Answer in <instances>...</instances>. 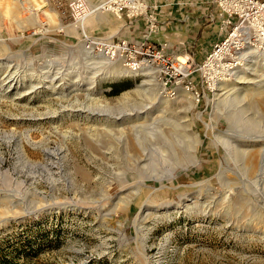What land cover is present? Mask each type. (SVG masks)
<instances>
[{
	"label": "rangeland",
	"instance_id": "obj_1",
	"mask_svg": "<svg viewBox=\"0 0 264 264\" xmlns=\"http://www.w3.org/2000/svg\"><path fill=\"white\" fill-rule=\"evenodd\" d=\"M24 1L27 7L42 6L37 11L39 23L34 22L32 12L24 9L20 0H0V59L6 63L0 71V254L14 259L16 264H264V183L257 187L243 178L237 183L234 172H240L239 168L223 146L212 142L214 130L239 131L247 127L239 118L238 127H232L220 115L214 96L216 86L206 82V97L200 102L189 94L193 99L191 109H187L188 93L182 88L171 99L155 81L143 87L153 89L144 96L168 102V107H161L159 116L175 120L187 116L202 137L196 166L178 167L171 177L159 182L150 179L153 173L137 167L124 153L126 139L118 136L119 127L107 134L103 117L78 108L62 111L59 102L64 90L58 88L52 93V89L42 88L30 97H21L32 89V76L41 75L40 70L46 68L52 56L65 67L76 66L77 74L92 76L86 74L88 65L81 67V49H68L67 45L41 48L51 46L44 36L52 35L60 26L69 23L80 32H89V19L104 13H94L75 23L70 10L73 0ZM97 2L89 0L92 7ZM7 6L10 11L6 13ZM108 14L112 13H105ZM81 39L82 34L70 45H79ZM211 52L212 49L196 63L202 65ZM263 53L253 52L250 58L248 74L255 81L263 72ZM245 63L243 60L236 73L245 70ZM113 66L120 69L123 64ZM12 67H18L21 76L11 92L3 83L14 71H10ZM236 73L225 81L236 82ZM198 76L196 72L194 78ZM93 79L88 85L93 86L89 91L93 100L115 102L125 93L135 95L138 86L151 77L138 74ZM87 92L80 93V101L86 100ZM235 96L240 97L236 107L241 105L238 109L252 116L245 110L251 107L254 97L244 90ZM48 102L50 110L57 113L39 117L48 111ZM212 114L221 117L216 126L208 127ZM125 128L129 129L128 125ZM243 132L264 135V117L258 116L256 123ZM221 170L230 178L227 185L218 176ZM133 186L140 187L134 198L130 190L124 191V187ZM16 190L26 196L23 201L21 197L16 199ZM126 201L130 203L128 208ZM146 201L151 208L143 211Z\"/></svg>",
	"mask_w": 264,
	"mask_h": 264
},
{
	"label": "bare ground",
	"instance_id": "obj_2",
	"mask_svg": "<svg viewBox=\"0 0 264 264\" xmlns=\"http://www.w3.org/2000/svg\"><path fill=\"white\" fill-rule=\"evenodd\" d=\"M20 1L24 9H29L32 12V15L34 17V22L39 23V17H38L37 11L42 6L38 4V6L31 5L27 7L25 5L26 3L24 0H20ZM94 6L95 5H93V10L95 11ZM8 10L10 11L9 6L6 7L5 12L7 13ZM94 13H98V12L95 11ZM2 40L3 39L0 36V42H2ZM251 50L252 49H249V51L246 54L247 56L245 57L243 56L244 60L246 61L245 68H244L245 70L239 73L238 72L236 73V70H233L231 73V76L234 73H236L234 77L236 82L231 83L223 79L221 82L217 83L216 88H215L216 92L214 96L216 97L215 98L216 106L218 108L220 107L219 113L222 117H225L227 120H229L230 125L232 127L237 126L238 118L240 120L243 119L246 123V126L249 127L251 124L256 123V118L258 116L264 117V67L262 70L260 69L263 72L261 73L259 80L256 79L257 81H255L254 79L255 77L253 78L248 74V71L251 69L248 66L250 65V58L252 57L253 52L255 54H260L259 49H256L258 51H251ZM87 55L88 56L86 58L88 59L89 63H88V70H86V74L89 73V74H92V76L87 77V76H82L81 74H77L78 71H77L76 66L75 67L68 66L69 68H63L60 64L49 63L45 68L46 70L45 69L40 70L41 75L38 74V75L32 76L33 77L32 81H34V85H32L31 87L32 89L24 93L21 97H25L26 95L29 96L39 91V89H42V88L52 89V93H55L56 89L58 88L64 90L65 94L64 92L62 93L64 94V96L60 98V102H59V105L62 111H68V110H73L75 108H78V110L85 111L91 115L103 117L104 120L107 121V124L103 127L104 128L103 130L105 133L107 132L112 133L113 132L112 129L114 127L116 128L119 127L117 130L118 132H120V133H117L118 136H120V139H123V140L126 139L124 143L122 141V143L124 144V153H126V155L130 157L131 160L135 161V165L137 167H139L140 169L146 172L151 171L153 175L150 176V179H153L157 182L162 181L168 177H171L174 174V172L177 170L176 168L178 167L187 169L191 166H196L199 162V156L197 154L198 145L202 143V137L200 134H197L194 130L195 122H192L190 119H188L186 115H185L186 117L184 120H175V119H172V117H161L158 115L160 112H163V110L161 111V107L163 105H167L168 107V102L166 101L162 102V100L155 101L153 100V98L144 96V94L147 93L149 90H153L149 87L146 89H143L144 86H149V85L151 86V82L153 81V78L150 76L151 70L146 69L143 72H141L143 74H146L148 77H151V79L144 81L142 85L138 86L137 91H135L136 92L135 95L132 93H125L122 97L118 98L117 101L115 102L94 101L93 97H91L92 95H90L91 93L89 92L91 89H93V86L88 88L89 83L90 82L93 83L95 81L93 78H97L98 76H103V78H107V77L110 78L111 76H122V75L137 76L138 72H134L126 68L124 65H123L124 68L122 67L120 69L113 66L115 64V61H112L109 57L105 55L103 56H95L92 54H87ZM181 59L184 60L186 58L185 56H182ZM5 64L6 63L2 61V59H0V71H1V68L5 67ZM110 66H112V68L108 69L107 67H110ZM10 71L11 72L13 71V72L12 74L10 73L11 75L5 78V82L3 83V86L4 85L7 86L8 91L12 92L15 89L14 85H16V83H18L19 81L18 79L21 76V71L18 67L16 69L12 67ZM228 79L229 78H227V80ZM239 84H244V86L240 87L238 86ZM84 90L88 91L86 95L84 94V96L86 97V100L80 101L79 99L80 93L83 92ZM240 90L241 91L244 90L251 97H254L251 107L249 109H246L245 107L246 109L245 112L251 113L252 116L248 115L249 117H247V115H245L244 112H241L240 109H238L241 105L238 106V108L236 107V105H238L237 103L239 102L238 99L240 97L239 96L233 97V96L236 95L238 91L240 92ZM1 97H0V100H1ZM63 98L66 99L65 102L62 101ZM182 99L183 98H179V102L182 101ZM186 99H189V102H190V106H188L187 109H191V107L193 106V103H192L193 99L191 96H189V94L186 96ZM47 107H48V111L46 110H45L46 112L43 111L45 116L42 113L39 117L42 116V118H45V117L49 118V116H46V115H52V114L57 113L56 109H54L56 111L50 110L51 104L49 102H48ZM242 109L244 108L242 107ZM55 116L57 115H53L52 117H55ZM221 116H218V115L216 116L212 114L211 115L212 122L210 124L207 123V126L208 127L216 126V122L220 119L219 117ZM126 125H128L129 127V129L127 130L125 128ZM247 127L239 131H235L234 128L229 129L227 132H216V130H214L215 136L212 142L217 147L223 146L226 150V153L230 156L231 158L230 160L235 162L234 166L236 164L237 165L236 168H239L240 172H238L237 170L235 172L233 171L234 174H236V176L238 177L236 179V182L240 181L243 178L248 183L249 181H252L258 187V185H262L264 183V135H252L250 133L243 132L246 130ZM261 132L263 133V130ZM88 136H89V133H88ZM99 142L101 143V141ZM120 145L122 144L120 143ZM93 149L94 148L92 147V150ZM111 151L113 152V149H111ZM228 169L229 171H231L230 168ZM223 173L224 171L221 170V173L218 176H220L221 182L227 185L228 181H230L229 180L230 178H226L223 175ZM233 179L235 180V178ZM236 182H234V184ZM236 187L237 186H235V188ZM240 187L241 186H239V189ZM111 189L112 188L107 190V192L109 193ZM127 190H130L132 192L130 197L134 198V196H136L140 192V187L138 186L135 189H134V186L129 187V188L124 187V191H127ZM256 190L258 189L255 188V192ZM107 192H106V196L108 197L109 194ZM22 193H25V192H22ZM15 194L17 195L16 199L17 198L19 199L21 197L20 199H22V201L26 197L24 195H21L19 191H17ZM212 195L213 194H211V196ZM133 198H130V199H133ZM129 204H130L129 202L126 203V208H128ZM206 204L208 203L206 202ZM206 204L205 206H207ZM118 205H121V204H118ZM143 205H144L142 206L143 211H147L151 208V205L147 201ZM115 206L112 208H115ZM205 206H202V207L204 208ZM197 209H199V207ZM200 209L202 208L200 207Z\"/></svg>",
	"mask_w": 264,
	"mask_h": 264
},
{
	"label": "built area",
	"instance_id": "obj_3",
	"mask_svg": "<svg viewBox=\"0 0 264 264\" xmlns=\"http://www.w3.org/2000/svg\"><path fill=\"white\" fill-rule=\"evenodd\" d=\"M212 4L217 6V11L209 15V20H220L222 39L214 44L202 65H198L190 55H185L184 60L170 56L166 43L157 46L150 42L151 36L159 32L160 23L157 5H150L148 0H98L94 6L95 11L112 13L119 20L143 18L147 30L141 38L98 37L82 31L80 44L68 45L67 48L81 49V67L89 63L87 54L105 55L140 75L150 69L153 81L171 99H175L182 88L200 102L206 97V82L216 86L229 78L232 71L242 65L243 56H247L249 49L264 51V0H212ZM70 10L75 23L86 20L95 12L89 0H73ZM52 57L47 59L45 66L57 63L68 68ZM196 72H199L197 80L194 78Z\"/></svg>",
	"mask_w": 264,
	"mask_h": 264
},
{
	"label": "crops",
	"instance_id": "obj_4",
	"mask_svg": "<svg viewBox=\"0 0 264 264\" xmlns=\"http://www.w3.org/2000/svg\"><path fill=\"white\" fill-rule=\"evenodd\" d=\"M148 1L152 6L157 5L160 23L159 32L151 36L150 42L157 46L168 44L166 51L170 56L190 55L195 62H198L220 38L222 39L220 20L214 22L209 20V15L217 11V6L212 4V0ZM87 26L89 32L98 37L118 36L138 39L147 30L143 18L132 21L127 18L119 20L112 14L105 15V13L89 19ZM53 31L52 35L44 36V41L47 40L51 46L41 49L68 46L82 33L69 23Z\"/></svg>",
	"mask_w": 264,
	"mask_h": 264
},
{
	"label": "trees",
	"instance_id": "obj_5",
	"mask_svg": "<svg viewBox=\"0 0 264 264\" xmlns=\"http://www.w3.org/2000/svg\"><path fill=\"white\" fill-rule=\"evenodd\" d=\"M0 264H16L15 260L8 257L7 255H1L0 254Z\"/></svg>",
	"mask_w": 264,
	"mask_h": 264
}]
</instances>
